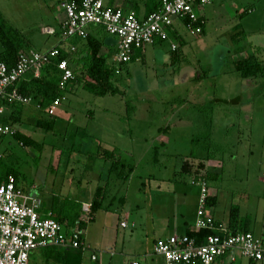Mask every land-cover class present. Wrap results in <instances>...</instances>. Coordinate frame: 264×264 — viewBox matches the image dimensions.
Wrapping results in <instances>:
<instances>
[{
    "label": "rangeland",
    "instance_id": "374dc122",
    "mask_svg": "<svg viewBox=\"0 0 264 264\" xmlns=\"http://www.w3.org/2000/svg\"><path fill=\"white\" fill-rule=\"evenodd\" d=\"M199 9L206 18L203 35H190L187 26H182L181 19L175 22V25L181 26L188 42L178 52L180 61L176 62L175 70L167 66L169 60L166 65L164 61L158 60L155 65L159 69V76L150 80L153 68L149 66L152 64L148 63L149 66L144 69L139 67L148 86L146 94H153L150 100L156 110L163 113L162 119H158L160 115L156 114L153 116L154 124L141 126V122L128 119L129 113L120 101L122 97L108 95L99 98L78 85V88L66 93L68 99L59 107L56 117H50L44 112L32 115L25 113L22 123L11 125L18 132L43 143V151L22 147L13 135L0 136V175L8 168H15L20 175L19 186L26 193L41 198L43 212L49 204L48 200L54 199L58 204H62L65 199L76 200L75 184L89 186L83 173L87 176L90 174L86 169L88 165L90 169L98 167V146L92 138V128L95 131L96 125L102 124L109 128L113 125L118 135L130 132L134 139L133 154L126 153L130 157H127L126 167H121L120 172L129 174V167L132 165L136 166V172L130 182L122 183L118 195V199L127 198L132 213L136 204L144 207L149 201L147 196L149 183L154 182L152 179L167 176L174 183L172 175L178 158L210 159L202 163L203 167H200V162L190 161L185 166L200 174V177H219L218 180L207 181L210 194L218 197L213 215L218 221L226 223H230L234 216L238 220L237 229L241 232L244 231L243 221L249 218L252 232L259 235L261 230L258 224L264 218V76H259L251 83L250 89L244 90L239 85L240 75L234 67V61L239 62L256 55L258 60L264 62V49L258 50L255 47L259 38L264 37V0H212L210 5ZM0 16L21 31L35 50L50 48L57 43L56 36L44 34V29H58L57 24L66 17L59 7V0H0ZM237 33L243 34L235 38ZM200 42L205 43L206 50L200 46ZM165 46L169 48L170 44ZM2 50L0 44V52ZM114 54L116 58V50ZM222 62L223 67L220 66ZM110 63L113 64L110 67L118 74L120 71L125 74L128 70L134 72L135 67L140 64L115 63L114 56L109 58ZM219 68L225 71V77L217 75ZM165 69L166 72L162 71ZM193 71H198V74L189 76ZM185 79L190 82L186 84L182 94L178 85ZM115 86L124 94H141L135 86L134 89L127 87L124 82L116 83ZM188 94L191 97L187 100L181 97ZM74 106L77 108L75 111L72 109ZM103 106L107 107L108 114H104ZM92 114L95 117L91 119ZM40 118L48 122L54 120L56 129H38L33 120ZM87 126L90 128L87 129ZM160 126L168 130L160 134L157 130ZM77 128H80L78 144L83 155H87L88 164L78 162V155L70 153L72 132L75 133ZM145 135L147 137H143ZM146 139L148 142H145ZM145 143L160 147L158 159L162 163H156L153 150L149 154L144 152ZM182 160L179 159L178 162L179 170ZM178 175L177 179L193 195L201 191L200 187L193 184L196 178L192 179L187 174ZM97 177L98 175L93 176V181H97ZM167 198L174 203L172 196ZM193 200L190 199V202ZM114 205L109 215L110 220L115 218L111 214L117 211L119 201ZM195 206L197 208L192 203V207ZM101 215L106 214H98L99 224L104 219ZM133 219L132 217L130 222ZM89 224L83 231L85 234L87 232V238L92 242L97 232L90 235L89 229L94 225ZM63 233L68 232L64 229ZM130 233L131 230L128 229L120 230L118 250L122 249V239ZM41 252L42 250L35 252L30 264H44ZM237 257L236 264H247L242 256ZM129 261L128 264L134 261L145 264L144 258L139 255L132 256Z\"/></svg>",
    "mask_w": 264,
    "mask_h": 264
},
{
    "label": "built area",
    "instance_id": "2783aa9c",
    "mask_svg": "<svg viewBox=\"0 0 264 264\" xmlns=\"http://www.w3.org/2000/svg\"><path fill=\"white\" fill-rule=\"evenodd\" d=\"M212 0H161L159 9L144 19L135 12L121 8H110L104 0H59V7L66 15L61 28L64 40L86 39L88 28L100 26L118 39L115 61L119 64L131 63L136 48L153 46L158 40L173 37L177 20H190L188 26L192 35L202 33L204 23L198 9L210 5ZM48 35H55L53 29H46ZM178 46L173 45V50ZM75 51V49H72ZM61 54V49L30 51L21 54L17 64L10 68L0 61V118L6 115V104L29 105L31 98L19 91V85L28 73L38 75ZM62 73L61 87L67 88L75 79L68 61L59 63ZM66 100L62 97L47 110L50 116L57 115L59 107ZM14 126L0 123V136L15 135ZM23 146V143H21ZM1 158V156H0ZM201 188L200 206L195 229H211L219 234L209 236L206 243L198 245L188 235H172L157 242L155 253L165 264H215L217 260L240 254L256 264H264V240L251 232L233 233L229 228L219 225L206 212V201L210 196L207 181L194 182ZM42 201L30 195L11 177L0 183V264H30L32 254L49 247L87 251L83 235L79 230L64 234L62 226L54 219L41 214ZM85 216L91 215V204L83 206ZM127 227L126 223L122 224ZM93 260H97L94 256ZM139 264V263H134Z\"/></svg>",
    "mask_w": 264,
    "mask_h": 264
},
{
    "label": "crops",
    "instance_id": "0c3cea01",
    "mask_svg": "<svg viewBox=\"0 0 264 264\" xmlns=\"http://www.w3.org/2000/svg\"><path fill=\"white\" fill-rule=\"evenodd\" d=\"M104 1L105 4L110 8H121L125 11H133L140 19L146 18L149 15V12L153 9L156 10L157 8H159L161 3V0H155L154 2L152 1L151 4H148V0H104ZM198 13L199 16L201 17L202 22L204 23L203 24L204 27L202 34H197V35H203L205 32L204 28L206 26V18L203 14H201V12L198 11ZM65 21H66V17L65 19H63L62 22L59 21V24H57L59 25L58 29L54 27H47L44 30L53 29L56 32H58V30L59 31L61 30ZM181 23L182 26L185 27L187 26L189 30V27L184 20H181ZM180 27H181L180 25L174 24L173 37L168 40H158L153 46L136 48L133 56V58H135V61H133L132 63L136 62L140 64H138V66L135 67L134 72L128 70L126 72L127 75L122 71H120L119 74L118 72H115V75L118 77L119 82H124L127 85V87L130 88L133 87V89L135 86L136 89H138L139 93H141V94H123L117 96V97L119 96L122 97L120 101L122 105L126 107V111L127 113H129L128 119L130 121L133 119L137 123L141 122L140 123L141 126H144L143 124L145 125L154 124L152 121H153V116L156 114L160 115L158 119L160 117L162 119L163 113L161 114L159 110H156V107L153 105V103L150 100L153 94H146L148 93V86L145 77H143L141 71H139V67H142L144 69L145 67L149 66V64H152V66H149L153 68L151 69L150 72V80L151 79L155 80L156 77L159 76L157 74L159 69L157 70L156 69L157 65H155L158 60L164 61L165 65H166V61L169 60L167 66L172 67L175 70L174 66L176 65V62L173 60V53H174L173 45L176 44L178 46L177 48L178 50L181 49V46L188 45L187 39L182 33ZM88 33L89 35L102 38L104 43L101 48V55L107 58L109 67L113 66V64L111 63L109 64V58L111 56H114V62L117 63L115 61V54L113 55V53L114 50H116V53L118 51V39L107 34V32L100 26H95V25L90 26L88 28ZM44 34L46 33L44 32ZM189 34L192 35L191 32ZM241 34L243 33H237L235 35V38L237 36H241ZM56 38H57V43L55 45H52L50 48L41 49V50L48 51L53 48H58L68 52L69 51L76 52L83 44V40H81L80 38L77 39L73 38L68 41L62 39L61 36H58ZM167 43L170 44L169 48H165L166 47L165 44ZM200 46H202L204 50L207 49L205 43L203 42H200ZM255 47L258 48V50L264 49V37L259 38V43H256ZM73 48L75 49V51L72 50ZM223 63L224 62L221 63L220 65L221 67L224 66ZM236 63L237 61H234V67ZM167 66H165V68ZM70 67L72 68L73 71H75L77 65L71 63ZM166 69L162 71L166 72ZM195 73L196 72L193 71L189 73L190 74L189 76H191V74H194L195 76ZM196 74H198V71ZM27 75L24 77V81L27 79ZM217 75L218 76L223 75L225 77V71L220 70L219 68V70L217 71ZM201 78L202 77H200V79ZM257 79L258 78L245 79V78H241L240 76L239 85L244 90H246V88L250 89L252 87L251 83H253ZM188 82L190 81L188 79H185L182 80L178 85V87L182 90L181 91L182 94H184L183 90L186 89L185 86L186 84H188ZM137 85L139 88H137ZM75 88H78V84L76 82L73 84L71 89L74 90ZM67 95L68 94L65 95L66 99H68ZM127 96L129 97L127 98ZM125 97L127 98L128 102L125 101L126 100ZM181 97L184 98V100H187L188 98L191 97V95L189 94L188 96L182 95ZM65 101L63 103H65ZM22 107L7 106L6 107L7 113L5 116L9 115L10 113H14L17 115L18 112H20L21 115L20 123H22L23 122L22 117L23 114L25 113L32 115L36 112L38 113L44 112L48 114L47 110L42 111V109L40 108L39 100L32 99V102L29 105H25V107L23 108ZM106 108H107L106 106H103L104 114H108L107 113L108 110ZM72 109L75 111V109L77 108L74 106V108ZM72 109L70 108L69 110ZM5 116H2V118H4ZM93 117H95V115L92 114L91 119ZM2 118H0V123ZM40 120L43 119L40 118ZM33 122L35 124L36 120H33ZM99 125H96L95 131H94V127L93 128L91 127L93 130L92 138L94 139L96 146H98L96 152L98 153L100 149L109 150V151H113L114 149H116L118 151L116 158L121 163L125 164L127 161V157L128 158L130 157L127 154H133V149L135 146L133 136L130 134V132L122 133L123 135L122 134L118 135L117 129L113 128V125L110 128L105 127L102 124ZM89 128L90 126H87V129ZM78 129L80 128H77V130ZM115 129L116 131H114ZM77 130L75 131V133L77 132ZM139 130H141V128ZM157 130L161 134L163 131H167L168 128L163 129V127L160 126L157 127ZM72 133L73 135L75 134L74 132ZM143 137H147V135ZM145 142H148L147 139L145 140ZM156 147L157 146L153 147L151 144L148 143L143 144L144 152L147 154H149L152 150L154 151ZM159 156H160V151H159ZM97 159H98V167H96L95 169H90L88 165L86 169L90 171V174L87 176L85 172L83 173V177L86 183L89 184V186L84 187L83 183L79 185L75 184V186L73 185L75 187L74 196L77 197L76 200L84 202V205L92 203L96 195V192L99 188H102L104 190V196H105L102 203L103 207L101 210L94 213L93 216L91 217H87L85 215L83 217V220L86 222V227L89 223H90L89 225L91 224L94 225V227L92 226L89 229V234L90 235L93 234L94 231L95 233L97 232L99 234L97 235L96 233V237H93L92 242H89V239L87 238L86 235L87 232L86 234L83 232L84 243L86 244L88 249L84 253L82 264H128L130 258L136 255H139L142 258H144L145 264H165L164 259L155 253L157 242L161 239H166L172 235H179V236L187 235V233L190 230H194L196 226L199 206H200L201 191H199L197 195L196 194L193 195L189 189L185 188L184 186L185 184L181 183V181L178 180L179 179L178 174L180 175L187 174L192 179L193 178L200 179V174H197V172L190 170V168L185 169V164L188 163L187 161H190L191 163L201 162V161L194 160L192 158H187V159L182 157L178 158V162L179 159H183L182 160L183 164L181 166V170H179L180 165L178 162H177L178 164L176 163L174 166V174L172 175L175 178L174 183L170 182L166 178L167 176H165L164 178L161 177L158 179L156 178L152 179L154 180V182H152L150 179L151 183H149L150 185L149 194H148L149 196H147L149 201L146 202V205L144 207H141V205L136 204L135 210L133 211L134 213H132L131 211L132 208H129L127 198L121 197L118 199V195L122 183L130 182V180L135 175L136 166L132 165L133 171L130 174V177L126 181L123 179H118L116 177V174L110 173L111 163L106 161V159L102 155H98ZM78 160L84 163L86 162L88 164L87 156L79 157ZM156 163L160 164L162 163V160L158 159ZM96 175H98L97 177L98 179L97 181H93V176ZM209 191H210V187H209ZM168 196L173 197L174 203H172L171 200L167 198ZM190 199H194L192 203L197 205V208L195 206L196 209L192 207V203L190 202ZM116 201H119L120 203L117 209V211H119L120 213L114 211L111 215H113L115 218L110 220L111 218H109V215L112 208L115 207L114 204ZM206 212L209 216H212L214 220L218 222L219 225H223L224 227L231 229L229 222L228 223L221 222L216 219V217L213 215V208L207 209ZM100 213H104L106 215H101V217H103L104 219L102 223L99 224V222H97V216ZM132 217L134 219L132 222H130L132 220ZM123 223H126L127 227H123L122 226ZM258 228L261 230L260 231L261 233H259V235L252 232L251 223L249 224L250 232H252L256 237L264 240V233H263L264 218L263 219L261 218V221L258 224ZM121 229L131 230V233L128 235V237L122 239L121 241L122 249L118 250V245L120 244V240H121L119 234ZM237 231L239 232L238 229ZM34 254L35 253L32 254V257ZM238 255L241 256L240 254L237 253L235 255L221 258L217 260L215 264H236L238 262V257H237ZM94 256L97 257V260H93ZM245 260L247 261L246 262L247 264H251V262H249L247 259ZM134 263H139V262L134 261L132 264ZM44 264H47L45 260H44Z\"/></svg>",
    "mask_w": 264,
    "mask_h": 264
},
{
    "label": "trees",
    "instance_id": "16d2710c",
    "mask_svg": "<svg viewBox=\"0 0 264 264\" xmlns=\"http://www.w3.org/2000/svg\"><path fill=\"white\" fill-rule=\"evenodd\" d=\"M77 1L81 2V0ZM152 1L154 2L155 0H148V4H151ZM158 9L159 8H157L156 10H151L149 12V15L152 12L157 11ZM185 22L188 26L191 25L192 27L198 25L192 24L188 19L185 20ZM201 26L203 32L204 25ZM53 36H61V30H58V32H56ZM81 40H83V44L76 52L61 50V54L57 58L52 59L51 63L47 64L38 75L28 73L27 79L25 81L23 80L20 83V93L25 97L39 100L40 108L42 109V111L48 110L56 100L64 97L65 94L70 91L75 82L78 85H82L84 90L99 98H104L108 95L117 96L124 94L123 91L119 89V87L115 86V84L119 82L118 77L115 75V71L109 67L107 58L101 55V48L104 43L102 38L89 35L86 39ZM0 44L3 48V50L0 52V61L5 62L10 68L14 67L17 64L21 54L30 51H42L35 50L32 47V43L30 42V40H28L21 31L12 26L5 18H3V16H0ZM178 52L179 50L176 49L173 53V60L175 62L180 61ZM64 60L68 61V63L70 64L74 63L77 65V68L74 71L75 79L71 81L65 89H63L60 85L62 80V73L58 68L59 63ZM133 61H135V58H132L131 62ZM263 65L264 62L258 60L256 55H251L250 57L237 62L235 64V67L237 73L242 78L249 79L258 78L261 75L263 76ZM7 106L22 107L23 105L6 104V107ZM50 117H56V115ZM20 121V112H18L17 115L14 113H10L9 115L1 119V123L7 125H16V123H20ZM35 125L38 128L47 131H54L56 129L54 120L52 122H48L44 119H37ZM78 135L79 130L72 136L73 143L70 148V153L78 155L77 157H83L85 155H83L84 153L80 149V145L78 144ZM14 137L17 141L20 142V145L21 143H23V146L21 145L22 147H33L38 149L39 151L44 150L43 143H39L35 139L22 134L21 132H17ZM159 151L160 147H156L154 150L155 161H158ZM101 153L106 161L111 163L110 173L116 174V177L118 179L127 181L133 171L132 166H130L131 168L129 167V174H124L123 172H120V168H125L126 165L121 163L116 158L118 154V151L116 149H114L113 151L100 149L98 155H100ZM209 160L210 159H201L200 167H203V162H207ZM186 168L188 167L185 166V169ZM11 177L15 178L16 183L19 185L20 175L15 168H8L3 175H0V183L2 181L8 180ZM218 178L219 177L217 176L211 175L200 177V179L204 181L218 180ZM197 179L196 182H198L199 180ZM104 197V190L102 188H99L91 203L90 217L93 216L94 213L102 209ZM217 201V195L210 194L206 201V208H214L217 204ZM48 203L49 204L46 205L47 207L44 211L46 214H44V212L41 210V214L43 217H48L56 220L62 226L63 230L66 229L68 233L71 230H79L83 235V230L86 228V222L83 220V217L85 215L83 212L84 202L65 199L62 204H58L56 203V201H54V199H52L48 200ZM250 223L251 222L249 218H246L245 221H243V232H250ZM237 225L238 220L233 216L230 222V230L233 233L238 232ZM217 234H219L217 231L211 229H194L190 230L187 233L190 238L195 239L198 245L206 243L209 236ZM84 253L85 252L82 250L62 249L57 247L42 249V255L47 264H82ZM251 264L253 263L251 262Z\"/></svg>",
    "mask_w": 264,
    "mask_h": 264
}]
</instances>
